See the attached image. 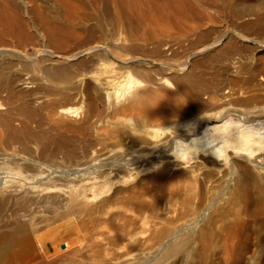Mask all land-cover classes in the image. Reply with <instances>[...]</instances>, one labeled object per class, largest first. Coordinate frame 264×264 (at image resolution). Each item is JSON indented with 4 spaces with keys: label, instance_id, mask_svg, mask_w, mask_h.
Here are the masks:
<instances>
[{
    "label": "rangeland",
    "instance_id": "1",
    "mask_svg": "<svg viewBox=\"0 0 264 264\" xmlns=\"http://www.w3.org/2000/svg\"><path fill=\"white\" fill-rule=\"evenodd\" d=\"M173 120L263 146L264 0H0V264H264V146Z\"/></svg>",
    "mask_w": 264,
    "mask_h": 264
},
{
    "label": "clouds",
    "instance_id": "2",
    "mask_svg": "<svg viewBox=\"0 0 264 264\" xmlns=\"http://www.w3.org/2000/svg\"><path fill=\"white\" fill-rule=\"evenodd\" d=\"M204 113L198 117V119H205ZM196 122H189L181 125L188 136L192 137L190 140L185 141L183 138L178 137L177 123L173 120L170 127H164L165 131L171 130V136L168 139L161 140L159 143L154 145H145L153 149L163 146L165 150L169 151V154L178 163L186 161L191 158H198L201 153L207 155L211 153L216 157L217 149L219 147L218 134L215 133L211 127L206 128L201 136H195ZM137 127V124L133 120L128 121V129L131 133V129ZM128 162L131 164V157L126 154ZM155 169L161 167V164L153 166Z\"/></svg>",
    "mask_w": 264,
    "mask_h": 264
},
{
    "label": "bare ground",
    "instance_id": "3",
    "mask_svg": "<svg viewBox=\"0 0 264 264\" xmlns=\"http://www.w3.org/2000/svg\"><path fill=\"white\" fill-rule=\"evenodd\" d=\"M151 1V0H150ZM147 6V5H146ZM153 6V5H152ZM138 7V6H137ZM143 103V102H142ZM225 125H226V123H225ZM227 126H228V124H227ZM224 127V126H223ZM207 128V127H206ZM206 128H204L203 130H201V131H198L196 134H194L195 136H201L202 134H203V132H204V130L206 129ZM209 128V127H208ZM218 128H220V127H218ZM217 128V129H218ZM225 128H226V126H225ZM232 129H229V128H227V129H225V130H223L222 132H220V133H218L217 131H215V132H217V134H218V138H221L222 137V144L221 145H219V147H218V149H217V154H216V156H221V155H223V153L230 147L231 149H232V147H233V150L239 145H247V146H252L253 145V147L255 148V146H258L257 147V149H260L261 147H263L264 146V144H263V146L261 145L262 143H263V140L262 139H259V138H257V137H255L254 136V134H252V133H247V132H241V133H238V134H233V133H231L230 131H231ZM192 137H190L188 140H190ZM187 140V141H188ZM254 144H256L255 146H254ZM246 147V146H245ZM245 147H244V149H245ZM253 147L251 148V149H253ZM243 148V147H242ZM247 148V147H246ZM250 148H248V149H250ZM238 149H239V147H238ZM241 149V148H240ZM247 149V150H248ZM250 149V150H251ZM246 150V149H245ZM249 150V151H250ZM232 151V150H231ZM255 151V150H254ZM253 151V152H254Z\"/></svg>",
    "mask_w": 264,
    "mask_h": 264
}]
</instances>
